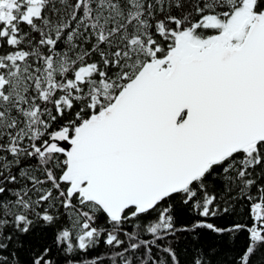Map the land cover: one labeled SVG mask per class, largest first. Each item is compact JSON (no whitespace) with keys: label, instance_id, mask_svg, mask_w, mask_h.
<instances>
[{"label":"snow or ice","instance_id":"obj_1","mask_svg":"<svg viewBox=\"0 0 264 264\" xmlns=\"http://www.w3.org/2000/svg\"><path fill=\"white\" fill-rule=\"evenodd\" d=\"M240 235L229 264H264V0H0V264Z\"/></svg>","mask_w":264,"mask_h":264},{"label":"trees","instance_id":"obj_2","mask_svg":"<svg viewBox=\"0 0 264 264\" xmlns=\"http://www.w3.org/2000/svg\"><path fill=\"white\" fill-rule=\"evenodd\" d=\"M37 231L39 233V230ZM46 238H50V234L48 235V237H45L43 233H39L31 238V243L33 245H39ZM208 242L210 244L216 245L220 249V255L216 257L219 264H229L231 257L241 251L245 247L247 241L244 235H240L234 241L227 238L222 241L210 238ZM22 259L27 260L28 253H23Z\"/></svg>","mask_w":264,"mask_h":264}]
</instances>
